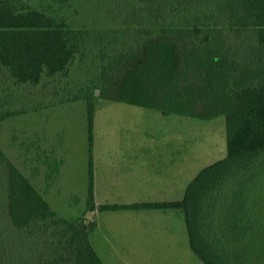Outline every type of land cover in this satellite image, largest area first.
Returning <instances> with one entry per match:
<instances>
[{"label": "trees", "instance_id": "16d2710c", "mask_svg": "<svg viewBox=\"0 0 264 264\" xmlns=\"http://www.w3.org/2000/svg\"><path fill=\"white\" fill-rule=\"evenodd\" d=\"M97 98L224 117L226 156L179 200L97 204ZM81 100L86 212L180 211L203 264H264V0H0V123ZM95 226L59 216L0 149V264H105Z\"/></svg>", "mask_w": 264, "mask_h": 264}, {"label": "rangeland", "instance_id": "374dc122", "mask_svg": "<svg viewBox=\"0 0 264 264\" xmlns=\"http://www.w3.org/2000/svg\"><path fill=\"white\" fill-rule=\"evenodd\" d=\"M31 93L35 98L44 94ZM95 102L97 204L179 200L196 174L226 156L224 117L203 121L122 102ZM0 149L59 216L95 223L91 242L105 264H203L189 246L180 211L86 212L90 152L85 101L1 122Z\"/></svg>", "mask_w": 264, "mask_h": 264}, {"label": "water", "instance_id": "95a60500", "mask_svg": "<svg viewBox=\"0 0 264 264\" xmlns=\"http://www.w3.org/2000/svg\"><path fill=\"white\" fill-rule=\"evenodd\" d=\"M96 93L98 94V91Z\"/></svg>", "mask_w": 264, "mask_h": 264}]
</instances>
